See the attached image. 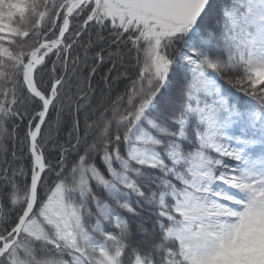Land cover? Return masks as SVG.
<instances>
[{"label":"snow or ice","instance_id":"6c2138e0","mask_svg":"<svg viewBox=\"0 0 264 264\" xmlns=\"http://www.w3.org/2000/svg\"><path fill=\"white\" fill-rule=\"evenodd\" d=\"M0 264H264V0H0Z\"/></svg>","mask_w":264,"mask_h":264}]
</instances>
